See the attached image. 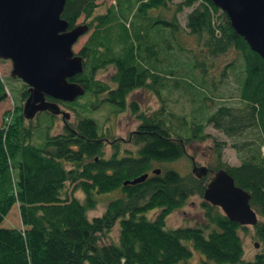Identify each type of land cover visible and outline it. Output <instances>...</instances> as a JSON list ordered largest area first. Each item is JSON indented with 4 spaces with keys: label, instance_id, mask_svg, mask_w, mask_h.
I'll use <instances>...</instances> for the list:
<instances>
[{
    "label": "trees",
    "instance_id": "16d2710c",
    "mask_svg": "<svg viewBox=\"0 0 264 264\" xmlns=\"http://www.w3.org/2000/svg\"><path fill=\"white\" fill-rule=\"evenodd\" d=\"M95 6V0H64L60 16L68 26L82 14L90 29L77 50L82 68L68 79L114 110L127 106L135 113L137 123L125 139L130 147L120 146L94 117L73 106L70 119L49 109L24 117L22 82L21 103L4 110L0 122V264H186L191 249L185 240L201 254L197 264H264L262 58L211 0H112L97 12ZM183 7L190 9L182 26L176 13ZM181 34L193 40L183 73L160 63L174 50L185 49ZM227 53L233 54L220 63L218 79L210 83L216 86L230 72L237 82L236 100H221L209 108L207 69ZM107 67V81L95 77ZM195 69L198 75H189ZM167 80L189 90L187 113L174 112L161 96L158 107L148 112L137 110L136 102L126 98L143 86L158 94ZM4 97L0 76V101ZM58 113L62 128L49 132ZM205 124L238 137L232 144L239 151L237 163L220 160L225 141L212 137L215 163L205 165L204 174L191 169L194 162L184 172L163 164L181 156L190 139L210 136L203 131ZM106 143L111 147L107 154ZM153 164L159 165L157 173L151 170ZM217 168L225 169L249 193V204L258 214L250 225L258 244L251 258L243 257L237 232L247 225L228 219L204 199L199 201L202 222L165 223L168 212L189 195L201 197L209 171ZM143 172V179L123 182ZM76 190L81 193L76 195ZM103 192L112 196L105 198L100 212L88 215ZM151 209L156 213L147 216ZM113 226L115 238L101 241Z\"/></svg>",
    "mask_w": 264,
    "mask_h": 264
},
{
    "label": "water",
    "instance_id": "95a60500",
    "mask_svg": "<svg viewBox=\"0 0 264 264\" xmlns=\"http://www.w3.org/2000/svg\"><path fill=\"white\" fill-rule=\"evenodd\" d=\"M211 2L226 14L233 30L264 62V0ZM63 3L64 0H0V59L7 58L10 76L26 84L21 104L24 117L49 109L66 118L68 112L45 95L72 101L84 91L77 81L68 77L82 68L81 56L71 46L87 25L75 23L69 27L67 20L60 16ZM191 169H196V173L206 172V166L201 164H194ZM151 170L157 173L160 169L156 166ZM209 172L201 198L218 206L230 220L246 225L255 223L257 216L249 204V193L235 184L225 169ZM145 176L143 172L123 182H136Z\"/></svg>",
    "mask_w": 264,
    "mask_h": 264
},
{
    "label": "rangeland",
    "instance_id": "374dc122",
    "mask_svg": "<svg viewBox=\"0 0 264 264\" xmlns=\"http://www.w3.org/2000/svg\"><path fill=\"white\" fill-rule=\"evenodd\" d=\"M175 1V0H172ZM96 6L94 7V12L102 11L104 6L107 5L112 0H95ZM190 7H183L182 10L177 14V18L180 24L183 26L184 23V14ZM170 10V9H169ZM168 10V11H169ZM166 11V12H168ZM75 23H84L85 18L82 14H80L74 21ZM90 29L87 28L85 32L78 36L75 42L72 44V50L77 51L78 47L85 39L88 31ZM182 45L185 49L182 51H173V54H169V56L161 58L164 66L172 65L174 70H178L180 73H183L186 69V64L189 59V45L192 47L193 40L189 35L181 34ZM172 48V47H171ZM160 55V52H158ZM233 53H227L224 56L217 57L215 59V66L213 68L207 69V78L206 84L204 86V90L207 95H209V99H206L205 102L212 108L218 101H226L228 103L235 102L234 99L236 91H237V82L234 79V76L230 72H226V75L223 77L221 82H216L217 85L212 87L210 82L212 80L218 79V70L219 65L226 59H228ZM10 70V61L7 58L0 59V76L5 81V97L0 101V122H1V114L4 110L11 108L15 105L21 103V100L18 97V89L22 84V81L14 76L9 75ZM111 72V67H107L105 69L99 70L95 73V77L108 80V75ZM187 72V71H186ZM192 75H198V70L195 69L189 72ZM168 81V80H167ZM159 93L157 94L150 88L145 86L137 87L131 90L127 94V99H133L136 102L137 110L139 111H150L151 109L157 108L159 105V97L161 96L165 104L168 108L172 109L177 113H187L189 109V90L185 91L183 88L179 86H173L171 81H168L164 86L160 87ZM98 98V97H96ZM96 98L92 97L87 93H81L77 95L72 102L69 101L68 104L66 102L61 101L58 103L59 107L68 112L67 119L72 117L73 110L70 106L76 107L83 111L84 114L92 116L95 118L97 124H100L107 135L109 137H114L119 140L120 146L130 147L129 142H127L126 137L128 132L134 129L137 123V117L134 112L130 110L129 107H124L121 110H114L112 106L106 104L105 102L97 101ZM195 98V95H193ZM90 100V102H87ZM84 105V106H83ZM190 116V114H189ZM52 125L49 127V132H56L61 130L62 122L60 114H56L52 119ZM203 131L208 132L210 136L203 139H190L188 143L185 145L184 153L170 161H165L163 164L166 166H171L178 170L179 172H184L190 169L191 161H194L196 164L201 165H213L214 162V154L211 148V138H215L217 140L223 139L225 141L224 146L220 150V160L226 162L228 164L237 163L239 160L237 150L234 142L238 140V137H229L222 133L220 130L212 127L210 124H205L203 126ZM37 136V135H35ZM35 141H38L36 137ZM264 146V145H263ZM104 152L107 154L111 147L106 143L103 145ZM153 166H159L158 164H153ZM81 192L78 190L75 191L76 195H79ZM82 195H80L81 197ZM111 193H101L98 197V202L94 208L88 210V215L95 214L101 211L102 205L104 203L105 198L111 197ZM202 199L197 194H191L185 200V202L171 211L165 217V223L167 226H176V225H192L194 223L202 222V209L199 205V201ZM157 209H151L146 211L145 214L147 216H153L156 213ZM14 216V215H11ZM258 218V214H256ZM116 225V223H115ZM237 232L240 236L242 247H243V257L251 258L253 256L254 251L258 248V244L256 246L253 245L255 241L252 237V228L250 225H247L244 229L238 228ZM116 235V227L113 226L109 233L106 236H101L100 240L107 241L109 239H114ZM187 245H189L191 249V256L186 261V264H197L198 258L201 257V254L193 249L188 241H184ZM178 264V263H177Z\"/></svg>",
    "mask_w": 264,
    "mask_h": 264
},
{
    "label": "flooded vegetation",
    "instance_id": "af4514ba",
    "mask_svg": "<svg viewBox=\"0 0 264 264\" xmlns=\"http://www.w3.org/2000/svg\"><path fill=\"white\" fill-rule=\"evenodd\" d=\"M192 162V161H191ZM194 162V161H193ZM195 163V162H194ZM196 164V163H195ZM196 165H198V164H196Z\"/></svg>",
    "mask_w": 264,
    "mask_h": 264
}]
</instances>
